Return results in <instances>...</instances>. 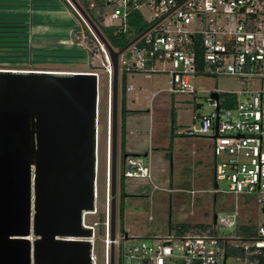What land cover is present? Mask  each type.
<instances>
[{
	"label": "built area",
	"instance_id": "1",
	"mask_svg": "<svg viewBox=\"0 0 264 264\" xmlns=\"http://www.w3.org/2000/svg\"><path fill=\"white\" fill-rule=\"evenodd\" d=\"M66 1L90 30L98 47L94 50L102 53L106 63L101 62V66L108 82L111 125V57L80 13L69 0ZM111 5H114L110 14L113 23L106 27L112 29L113 37L127 33L129 17L133 13L139 14L144 24L149 25L119 53L118 75L120 70L124 74L135 75L165 74L168 77L166 91L179 95L196 92L191 77H232L239 79L241 84L259 83V87L252 92L228 94L217 89L210 91V95L218 94V101L210 98L211 112L194 117L197 125L187 132L188 137H210L213 140V184L216 188L213 187L211 193L224 194L220 183L225 182L228 185L226 193L233 196V211L215 215L207 225L179 226L150 240L132 238L134 241L131 244H122L121 264H264V223L244 228L241 236L224 233L226 230L235 232L240 217L238 198L241 195H254L261 212L264 210V0H108L107 6ZM90 8L95 6L91 4ZM76 39L80 40V37L76 36ZM127 49L132 50L128 60L121 58ZM158 63L167 64L168 68L159 69ZM0 72L26 74L31 71L0 68ZM43 73L94 75L97 88L99 85V75L95 71ZM132 90V86H125L127 94ZM224 104H233V108L223 109L222 112ZM108 144L110 148L111 132ZM218 157L221 160L218 161ZM142 176H149L147 168L139 167L134 158H127L123 177ZM96 190L95 179L94 208L93 211L83 212L81 224L84 229L92 231L88 239L92 245V264H97L95 229L99 225L103 227L104 264H110V246L113 244L115 247L117 240L110 238L109 165L102 221L88 224L86 217L97 212ZM151 220L149 217L148 221ZM124 235L126 238L123 236V239H129L128 234ZM233 240L239 241V244H232Z\"/></svg>",
	"mask_w": 264,
	"mask_h": 264
},
{
	"label": "rangeland",
	"instance_id": "2",
	"mask_svg": "<svg viewBox=\"0 0 264 264\" xmlns=\"http://www.w3.org/2000/svg\"><path fill=\"white\" fill-rule=\"evenodd\" d=\"M53 1H1L4 5H0V29L13 26L11 23L18 22L15 13L19 10L24 19L22 22L27 29H22V34H15V30L9 27L6 32L0 33V37L4 39L21 38L22 41L17 45L10 43L0 45V68L30 69L27 71L31 72L39 70V72L95 71L98 73L97 212L87 216L86 223H101L102 221L109 165L110 202L113 197L116 198L115 239L117 244L114 247V264H121L119 258L122 244H131L134 241L132 238L150 240L179 226L207 225L212 222L215 215L233 211V196L226 193L228 185L225 182L220 183L224 194L211 193L214 185L213 140L210 137H188L187 132L193 125H197L194 117L211 112L210 91L217 89L228 94H235L238 91L252 92L259 87V83L253 81L241 84L239 79L232 77L218 79L211 76L191 77L190 81L196 92L190 95H179L166 91L168 77L165 74L135 75L124 74L120 70L117 96L116 182L112 190L111 148L108 144V134L111 132L109 91L107 77L101 66V62L106 63L102 53L94 50L98 47L89 33L90 30L81 23L69 3L70 9H67L68 14H65L62 10H56L61 5L58 6ZM82 1L78 0L98 30L103 31L104 27L113 23L110 14L114 5L89 9L81 4ZM86 1L90 2V0ZM53 10H56L54 15L50 14ZM43 11H47L48 14H42ZM42 26L46 27V31H42ZM148 26L146 23L144 29L146 30ZM76 32L80 33L76 35ZM76 36L80 37V40L76 39ZM83 37L84 40H81ZM60 38L67 42H60L62 45L58 44L56 41ZM75 42H80V44ZM14 47H18V50ZM114 49L120 51L118 48L114 47ZM131 51L127 49L121 58L128 60ZM32 65L35 66L31 67ZM158 67L167 69L168 65L158 63ZM126 85L132 86L133 90L128 94L126 92L124 97L123 90ZM243 98H246V95H243ZM123 106L127 110L141 107L140 112H130L126 116L135 117L138 126L143 130L151 124L150 131L145 133L148 139L145 146L151 149L150 156L149 158H134L139 167L150 170L149 178L123 177V155L125 153L119 139ZM230 108H233V104L227 107L222 106V112H224L223 109ZM172 121H174L173 126ZM152 146L155 149L156 147L161 148L152 151ZM217 159L219 161L221 157ZM238 211L240 217L235 232L226 230L225 234L233 237L241 236L244 228H253L264 223V215L254 195H241L238 198ZM149 217L152 218L151 221H148ZM124 234H128L129 239H123ZM28 239L32 242L34 237L31 236ZM103 240L104 230L99 225L95 229L94 239L97 264H104ZM231 243L239 244V241L233 240Z\"/></svg>",
	"mask_w": 264,
	"mask_h": 264
},
{
	"label": "water",
	"instance_id": "3",
	"mask_svg": "<svg viewBox=\"0 0 264 264\" xmlns=\"http://www.w3.org/2000/svg\"><path fill=\"white\" fill-rule=\"evenodd\" d=\"M69 1L111 57L114 190L117 58L132 42L115 52L80 5ZM210 98L217 102L218 94L212 93ZM97 118L94 75L0 72V264H92L88 241L92 231L82 227L81 219L83 212L94 208ZM216 124L217 119L215 131ZM127 158L139 155L124 154L123 168ZM115 218L113 197L111 240L115 237ZM31 236L32 242L28 239ZM110 264H114L113 244Z\"/></svg>",
	"mask_w": 264,
	"mask_h": 264
},
{
	"label": "trees",
	"instance_id": "4",
	"mask_svg": "<svg viewBox=\"0 0 264 264\" xmlns=\"http://www.w3.org/2000/svg\"><path fill=\"white\" fill-rule=\"evenodd\" d=\"M1 1H3V0H1ZM1 1H0V5H4V3H2ZM75 1L80 5V3L78 2V0H75ZM61 2H63V4L66 7V9H70L67 1L61 0ZM107 2H108V0H90V2H88L86 0L85 1L83 0L81 2V4L84 7H87L89 9H91L90 8V5L91 4H93L95 7H97V6H107ZM80 7H81V5H80ZM15 14H16V19L19 20V21L18 22H15V23H11V24H13V26H8L7 28L0 29V33L6 32L9 27L12 28L13 30H15V34H18V33L22 34L23 33L22 32V29H27V26H24V24L22 22V21H24V19H23V16H22L20 10L17 13H15ZM78 19H79V17H78ZM7 24H10V23L7 22ZM144 26H145V24H144L141 16L139 14H137V13H133L129 17V28H128V31H127L126 34H120L117 37H113V35H112V29L110 27L109 28L108 27H104V30L103 31L100 30V32L104 35V37L107 39L108 43L113 48L115 47V48H118L119 50H121L124 47H126L130 42H132L135 38H137L138 36H140L145 31ZM20 39L21 38H14V40H8V39H4V38L0 37V45H5V44H9V43L12 44V45H17V43H22V41ZM11 48H13V46ZM14 48L16 50H18V47H14ZM18 63H21V62H18ZM35 65H37V64H35ZM35 65H32L31 67H33ZM24 70H30V69H24ZM31 70H34V69H31ZM123 93H124L123 96L125 97V93H126L125 88L123 90ZM223 99H224V97H223ZM225 106H227V105H225ZM130 112H132V111L127 110L126 107L123 106V108H122V125H121V139H122L121 140V146H122V149H123V145H124V143H123V137L125 135V124H124L125 121L124 120H125L126 114L127 113H130ZM171 125L172 126L174 125V121L171 122ZM123 151H124V149H123ZM123 197H126V196H123Z\"/></svg>",
	"mask_w": 264,
	"mask_h": 264
},
{
	"label": "crops",
	"instance_id": "5",
	"mask_svg": "<svg viewBox=\"0 0 264 264\" xmlns=\"http://www.w3.org/2000/svg\"><path fill=\"white\" fill-rule=\"evenodd\" d=\"M53 2L58 4V6L61 5V7L56 9V10H58V11L62 10L63 13L65 12V14L68 12L66 7L62 6L63 2H61V0H54ZM56 10L51 11L50 14H52V15L56 14ZM41 13L42 14H48L47 11H43ZM50 17H52L54 19L53 16H50ZM42 31L43 32L46 31L45 26H42ZM56 42L58 44H60V42H62V43L67 42V40H63L60 38ZM60 45H62V44H60ZM140 108L141 107H138V109H132V108H130V109L128 108V109H129V111H132L134 113V112H140L139 111ZM146 112H148V110H146ZM124 121H125V123H124L125 124V135L123 137L124 153L125 154H131V155H139V158H149L151 149L147 148V146H145L146 143L148 142V139H146L145 133L147 134V132L150 131V129H151L150 125L151 124L148 126L147 129H144L146 131V132H144V130L138 126V122H137V119L135 117L126 116ZM119 139H120V141L122 140L120 129H119ZM150 142L151 141H149V143ZM151 148H152V151H155V150H160L161 147H158V148L156 147V149H155V147L152 146ZM145 155H147V156L145 157ZM147 174L149 175L148 176V178H149L150 177V170L148 168H147Z\"/></svg>",
	"mask_w": 264,
	"mask_h": 264
},
{
	"label": "bare ground",
	"instance_id": "6",
	"mask_svg": "<svg viewBox=\"0 0 264 264\" xmlns=\"http://www.w3.org/2000/svg\"><path fill=\"white\" fill-rule=\"evenodd\" d=\"M37 73H43V72H39V71H37ZM99 127V126H98ZM99 132V131H98ZM99 136V135H98ZM98 173V172H97ZM97 191V190H96ZM98 198V197H97Z\"/></svg>",
	"mask_w": 264,
	"mask_h": 264
},
{
	"label": "clouds",
	"instance_id": "7",
	"mask_svg": "<svg viewBox=\"0 0 264 264\" xmlns=\"http://www.w3.org/2000/svg\"><path fill=\"white\" fill-rule=\"evenodd\" d=\"M115 238V237H114Z\"/></svg>",
	"mask_w": 264,
	"mask_h": 264
}]
</instances>
